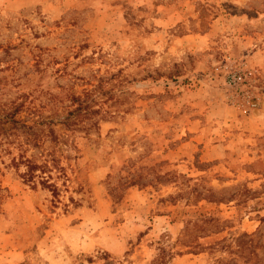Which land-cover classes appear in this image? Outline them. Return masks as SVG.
I'll list each match as a JSON object with an SVG mask.
<instances>
[{"label": "rangeland", "instance_id": "rangeland-1", "mask_svg": "<svg viewBox=\"0 0 264 264\" xmlns=\"http://www.w3.org/2000/svg\"><path fill=\"white\" fill-rule=\"evenodd\" d=\"M0 264H264V0H0Z\"/></svg>", "mask_w": 264, "mask_h": 264}, {"label": "trees", "instance_id": "trees-1", "mask_svg": "<svg viewBox=\"0 0 264 264\" xmlns=\"http://www.w3.org/2000/svg\"><path fill=\"white\" fill-rule=\"evenodd\" d=\"M9 120H11L12 118H8ZM15 121V120H14ZM15 123H17L15 121ZM26 167H27V174L32 177L33 176V173L35 172V169L37 167H39V165L37 164H34L32 162H30L29 160H27V163H26ZM40 183L44 186H51V184L49 182H47L45 179H41Z\"/></svg>", "mask_w": 264, "mask_h": 264}]
</instances>
